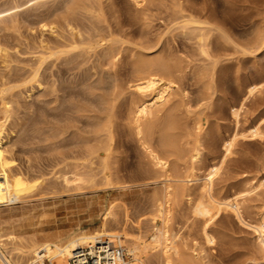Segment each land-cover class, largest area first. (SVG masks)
I'll use <instances>...</instances> for the list:
<instances>
[{
	"label": "rangeland",
	"instance_id": "obj_1",
	"mask_svg": "<svg viewBox=\"0 0 264 264\" xmlns=\"http://www.w3.org/2000/svg\"><path fill=\"white\" fill-rule=\"evenodd\" d=\"M4 2L6 0H0V5ZM138 3L135 5L131 0H102L103 21L100 25L103 28L107 26L120 41L119 47L122 48H115L118 52L121 51L118 57L112 59L97 48L90 56L72 55L67 60L56 61L49 59L39 71V84L24 83L17 76L23 74L19 77L23 78L38 64L37 56L42 52L40 44L44 43L51 50L62 42L59 29L50 33L32 22L33 14L42 10L41 8L21 14L26 21L24 20V24L19 22L16 31L0 28V42L7 49L8 55L4 58L5 61L0 58V80L12 79L13 84L17 83L16 89L12 90L13 119L7 129L8 151L0 161V178L6 177L9 183L20 189L19 194L21 190L22 194L26 193L23 191H27L29 181L33 186L41 182L39 179H44L48 184L51 180L52 183L53 174L50 172L62 166L54 167L60 156L72 158L76 153L78 155L83 139L92 135L90 127L94 128L92 125L96 120L87 114L96 115L99 112L89 101L94 102L100 93H107L110 86L116 84L119 96L110 116L115 143L109 162L114 177L128 185L123 189L98 192L72 191L55 199L47 195L48 199L42 200L39 199L40 196H47L40 193V189L29 193V189L33 187L29 183L26 196L35 191L37 194L33 195L38 196L39 193L40 196L37 198L29 195L32 199L29 200V197H22L21 194L18 201L0 202L1 216L27 213V219L32 217L26 219V224L24 222L29 230L44 231L54 227L92 229L98 225L107 211L106 207L111 203L115 204V215L127 208L133 220L142 213L149 217L151 197L158 194L160 196L162 190L160 173L156 172L149 151L166 160L169 174L175 177L191 175L192 164L187 160L194 145L198 150L200 148L199 159L195 163L196 169L198 168L195 173L198 174L203 173V166L209 163L214 153L222 152L221 138L235 126L231 105L243 97L247 81L252 79L259 82L261 73H264V44L251 53L248 48L242 47L257 29H264V0H140ZM177 3L201 12L213 25L215 30L209 34L205 54L201 53L195 39H189L191 37L188 34H180V30L176 29L172 19L173 7ZM23 18L20 17V21ZM140 59L145 63L146 60H151V63L152 60L155 61L152 64L148 62L152 67L159 62L170 66L171 77L167 76L168 72L162 78L173 83L174 91L173 97L171 95L172 98L166 104L168 107H160L161 111L153 113L142 123L145 126L151 122L154 127L149 132L138 134L134 110L144 99L133 88L141 75L138 72L139 66L137 67L142 62ZM17 80L21 82L18 83ZM250 97L246 99L243 112L241 111L240 121L243 125L257 121L264 115L261 114L264 112V85L260 92ZM77 107L84 108L85 113L77 112ZM168 118L182 124L179 129L173 130L177 136H182L181 145L179 144L181 151L177 153L164 151L159 142L162 134L159 124ZM193 119L203 121L201 130L195 129ZM261 124L264 132V121ZM195 131L198 133L197 137ZM238 140L233 153L225 159L222 165L224 168L214 180L213 190L219 195L235 194L241 190L237 189L264 176V133ZM25 178H28L27 182H23ZM33 179L37 183H32ZM45 182L41 187H47ZM192 185L188 186L184 195L182 192L178 193L174 183L175 189L170 200L169 226L182 237V250L189 256L188 264H260L262 250L255 243L252 230L244 222L254 223L264 214V186L257 189L255 194L238 196L243 220L230 212L219 211L211 220L204 222L191 210V205L198 197V188ZM42 203L47 204L48 209L51 206L50 209L46 206L44 208ZM44 209L46 214L40 216L39 213ZM204 225L215 236V244L210 245L204 241L201 233ZM140 226L142 233L147 236L149 226L147 228L144 223ZM133 232L135 233V229ZM152 253L155 254L149 256V263L161 264L160 254L155 251Z\"/></svg>",
	"mask_w": 264,
	"mask_h": 264
},
{
	"label": "bare ground",
	"instance_id": "obj_2",
	"mask_svg": "<svg viewBox=\"0 0 264 264\" xmlns=\"http://www.w3.org/2000/svg\"><path fill=\"white\" fill-rule=\"evenodd\" d=\"M131 1L135 5H137L139 4L138 2L140 0ZM102 6V0H6V2L0 5V28H10L16 31L19 27V22H22V24H24L23 22L26 21L25 17H22V15H25L24 13L28 11H37L41 8L42 10L33 14L34 20H32V22L40 25V29L42 30L46 28L50 33H53L54 31H58L59 29L61 33L60 37L62 38V42L58 45H55L53 49L48 50L47 48L50 47L43 45L44 43L40 44L39 48H42V52L39 51L41 53L39 55L37 54L38 62H36V64H38L32 70L30 69V67V71L27 72V75L23 78H19L23 74L17 76L18 79H20L24 83L39 84V71L42 68V65L44 63H47L49 59H53L54 61H56L60 59L67 60L72 55L90 56L92 53L94 54L97 51V48H100L104 52V54L108 55L112 59L118 57L117 55L121 51L118 52L116 49L122 48L119 47L120 41L117 39V36H114V34L110 30H108L107 26L105 27L106 30H104L105 28L100 25L103 21ZM173 8L172 20L173 23H175L176 29L180 30V34L181 32L186 35L188 34L187 36L191 37L189 39H195L194 41H196L197 45L199 46L201 53L205 54L206 49L204 48L206 46L208 48L207 44L209 34L212 33L213 30H215L213 28V25H211V22H209L208 18H205L201 12L183 7V5L179 3L174 4ZM20 17L21 19L23 18V20L20 21ZM64 33H66V35H64ZM56 35H58V33ZM250 37L251 38L247 40L245 46L242 47L246 49L248 48V51L251 53L252 51L256 50V48H260L263 46L264 29H257V31H255V33ZM43 49L47 50L43 51ZM35 50H37L36 47ZM6 55L7 49L0 42V58L5 61L4 58L6 57ZM143 61L144 60H142L141 63L139 61L137 62L140 63L137 65V67L139 66L138 72L141 75L137 78L133 88L135 93H137V95L139 94L140 96H142L141 98L144 99L140 104L136 105L134 110V123L138 134L142 133L143 131L149 132L151 128L154 127V124L151 122H149L150 124H147L145 126H143L144 124L142 125V123L150 115H154L156 114V112L161 111L162 106H166V104L169 103L168 101L170 100V97L174 91L173 83L167 79L163 80V74L166 75L168 72H170L167 76L169 77L171 75V70L169 71V69H171L170 66L159 62L154 63V67H152V65L149 64L151 63V60H146V63L149 62V65ZM153 62L155 61L152 60V63ZM211 75H213V73ZM260 78L261 81L259 82H254L252 79L250 81H247L244 85L245 88L243 97L238 102H235V100L231 105V116L235 126L230 133L221 138L222 152L214 153L215 155L210 158L209 163L204 166L202 165L204 167L202 174L195 173L196 170L198 172V168L196 169L197 164L195 163L198 162L200 151V148L198 147V150L195 145V148H192V150L190 149L191 151L188 153L189 159L187 158V161L192 164L190 170L191 175L187 174L182 177H175L169 174L167 161L162 159L158 154L149 151L153 166L156 167V172L160 173L159 178L162 184L160 196L158 194L151 197V212L149 210V217H147V215H142L145 214L142 213L133 220L130 216V213L127 211V208L123 209V211L120 213L121 215L118 213V215H115L116 212H113V207L115 204L111 203L108 207H106L107 211L102 216L98 225L92 229L81 230L75 229L73 227H54L53 229L44 231L43 229L29 230V228L25 224L26 221L32 217H29V219H27V213L21 212L22 214H11L7 215V217L0 215V264H44L46 261L51 264H66L75 250L87 247L103 239H109L123 246L125 254L128 257V259L125 260L124 264H150L148 258L149 256L155 254L152 253L154 251L160 254L161 264H188L189 256L183 253L182 250V237L177 232H173L169 226V221L171 219L170 200L173 194L172 191L175 189L174 183L175 185H177L176 190L178 191V193L182 192L181 194L184 195H186V191L189 189V185L193 184L194 187L197 186L198 197L197 200L191 205V210L194 215L199 217V219L204 222H208L209 220H211L216 213L219 214V211L228 213L230 212L240 220H243L241 218L242 206L238 196L249 195L264 186V176H262V178H258V180L256 179V182H250L251 184H249L248 186H242L241 188L237 189L241 190L235 194L222 193L219 195L213 190V184H215L214 180L222 171V165L225 159L228 156H231V154L233 153V149L237 144L236 141L240 138L242 139L258 136L264 133L262 132L263 124H261L264 121V115H260L261 117H259V120L251 121L249 123L247 122V124L244 123V125L241 124L240 121V115L242 114L241 111L245 106L244 104L246 99L251 98L250 96L253 97L255 93L260 92L261 88L264 85V73H261ZM11 80H0L2 81L0 83V161L2 160V158H4V155L8 151L6 149V146L8 144L7 129L9 128V125L12 123L13 119L12 110L14 109L12 108L14 107L12 106V90L13 88L16 89L15 86L17 83L13 84L14 82H11ZM19 87H21V85ZM118 96V87L116 84H112L107 93H100L97 99L95 96L96 100L94 102L87 100L91 105H94V108H98L99 112L96 115L94 113V115L87 114L88 117H92L96 120L93 125L91 124L92 126H94L93 129L90 127L91 125L89 126L91 131L93 130L92 135H89V137L83 139V146L81 144L82 149L80 148V152L77 151L79 153L78 155L76 153V155L72 158L63 157L65 155L60 156L58 161L54 164V167L55 165L62 166L58 168V170L50 172L53 174L51 175L53 177L52 180H54L52 183L50 180L51 178L49 179L50 184L45 182L44 179L43 181L42 179H39V181H41L39 183L36 182L37 180L34 181L33 179L32 183H37L36 185L34 184L35 186H33V184L31 185L30 181L28 180L30 186H33L29 189V193L30 191L40 189L39 191H43H41L40 193L45 194L46 196L49 195L50 198L55 199L64 195L65 193L67 194L68 192L72 191L98 192L105 190L123 189L128 186L127 184L124 185L123 182H119L118 179L114 177L115 175H113L112 173L113 170L111 171V163L109 162L112 156L111 153L113 144L115 143H113V125L111 126V122L113 121H110V116H112L111 112L113 113L112 109L113 107H115L114 105L117 102ZM79 107H77V109ZM82 111H84V108H79L77 110V112L79 113H82ZM261 114H264V112ZM196 116L194 117L196 118ZM174 118H176V116ZM174 121L175 120H173V118H168L167 120L159 124V129L162 132L159 139L160 145L164 149V151L170 153H177L181 151L179 148V144L181 141L180 138L182 136H177V134L174 133L173 130L179 129V126H181L182 124L178 123V120L175 122ZM202 122L203 121L197 119L194 124L195 129H197L198 131L201 130ZM51 133H53V131ZM197 136L198 133L196 137ZM196 137L194 139H196ZM1 178L0 202L6 203L17 200L18 198L21 199V196L23 197V195L26 196L28 194V188L30 187L28 185L29 183H27V191H23V193H26L22 194L21 190V193L19 194L20 189L18 190V188L12 185V183H9L6 180V177H3V179ZM28 178H25V181L23 182H27L26 180ZM39 178L41 177L39 176ZM252 181H254V179ZM44 182L47 184L46 188H43V186L41 187ZM20 185H22V183H20ZM34 193L37 194L35 191L31 193V195L29 194L30 197ZM29 195L26 197H29ZM34 196L38 198V196L40 195L38 193V196L33 195V197ZM188 196L189 195L187 194V197ZM39 199H48V196H40ZM29 200L32 199L30 198ZM41 205L45 208L47 204L45 205L42 203ZM53 210L56 209L53 208ZM52 211L50 210V212ZM39 214H41L40 216H42V214H46V209H44V211ZM142 223H144L145 225L147 224V228L149 226V233L147 236H145L141 231L142 226L140 225ZM244 224L246 225V227L252 230L255 237V243H257V246L260 247L263 253L260 264H264V214L261 215L254 223H249L247 221L244 222ZM134 229L135 233L133 232ZM201 231L202 237L207 244H215V236L211 233L207 225H204Z\"/></svg>",
	"mask_w": 264,
	"mask_h": 264
},
{
	"label": "built area",
	"instance_id": "obj_3",
	"mask_svg": "<svg viewBox=\"0 0 264 264\" xmlns=\"http://www.w3.org/2000/svg\"><path fill=\"white\" fill-rule=\"evenodd\" d=\"M126 254L122 245L103 239L74 251L66 264H124ZM44 264H51L45 262Z\"/></svg>",
	"mask_w": 264,
	"mask_h": 264
}]
</instances>
